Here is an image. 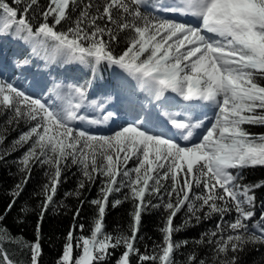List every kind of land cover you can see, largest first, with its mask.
Here are the masks:
<instances>
[{
	"label": "snow or ice",
	"instance_id": "1",
	"mask_svg": "<svg viewBox=\"0 0 264 264\" xmlns=\"http://www.w3.org/2000/svg\"><path fill=\"white\" fill-rule=\"evenodd\" d=\"M14 3L23 4V9L0 0V34L14 29L18 34H26L21 38L36 39L41 45L51 42L54 56L62 55L65 63L91 66L93 71L101 64L115 66L137 80L141 87L147 86L156 100L168 92L175 94L173 99L179 108L166 114L176 132L168 128L150 131L144 126V118L138 115L134 122L111 136L92 135L74 128L73 122L99 124L112 119L115 113L109 112L99 120L81 115L80 109L88 99L84 88L69 85L78 102L56 110L0 79V111L13 113L9 123L24 119L30 125L11 146L13 149L28 146L20 161L22 171L27 173L22 184L30 178L33 163L47 164L54 170L50 183L45 185L41 220L69 163L78 165L89 181L96 176L106 178L101 197L91 201L97 208V216L90 235L77 238L73 228L65 238L58 264H101L110 248L120 246L125 250L117 264H130L133 254L141 264L149 260L154 264L157 261L174 264L175 250L187 241H174L173 233L214 214L223 219L232 212L235 218L227 224L229 234L224 236L225 227L218 223L217 230L210 235L219 239L207 241L215 245L218 257L224 256L217 264H238L237 254L245 246L264 245V212L257 218L255 211V189H264V183H241L243 169L264 167V134L256 135L244 127L264 126V83H261L264 81V0H155L151 4L150 0H106L102 11L96 9L97 15L90 12L91 0H49L47 10L41 13L43 22L35 30L27 14L39 0H14ZM149 4L151 10L159 13L195 17L200 26L146 15L141 6ZM76 9L79 15L72 26L59 31L57 26L70 21ZM100 19L115 24L119 32L133 33L122 53H113L111 44L118 42L119 37L107 26L100 27L97 24ZM90 103L97 106L96 101ZM204 105L215 107L213 121L195 142L182 146L175 137L193 141L195 131L204 127L203 120L194 119L193 113ZM5 139L0 135V145ZM6 154L7 148L0 153V159ZM133 158L137 163L129 170L127 163ZM169 180L170 189H165L163 182ZM22 184L16 185L13 196H19ZM84 186L81 181L79 188ZM201 186L203 193H196L194 189ZM123 188L128 189L135 202L132 234L114 237L103 230V221L109 197ZM161 189H165L166 202ZM152 195L162 204L153 205L147 199ZM14 203L15 200L9 204L8 211ZM120 203L116 199L111 206ZM149 206H163L168 213L162 229L163 246L158 255L151 256L140 255L134 246L142 212ZM182 209L189 216L183 225L175 226L174 218ZM79 212L78 208L74 220ZM79 228L82 232L84 225ZM39 231L38 223L37 241L30 245L31 264H39ZM7 238L6 229L0 226V244ZM74 247L79 249L75 257ZM0 264H13L3 248H0ZM188 264H205V261L193 254L188 257Z\"/></svg>",
	"mask_w": 264,
	"mask_h": 264
},
{
	"label": "trees",
	"instance_id": "2",
	"mask_svg": "<svg viewBox=\"0 0 264 264\" xmlns=\"http://www.w3.org/2000/svg\"><path fill=\"white\" fill-rule=\"evenodd\" d=\"M12 7L23 9L24 5L14 4V0H6ZM106 0H91L93 8L90 10L91 14L97 15L96 9L102 11L103 5ZM49 0H39L37 6L28 12L27 18L33 30L43 22L41 13L47 10ZM141 11L146 15L154 16L148 10L141 8ZM79 15V9L72 11L71 20L62 22L57 26L59 31H66L68 27L72 26L74 21ZM114 16L117 14L114 11ZM117 19L119 17L117 16ZM52 18L49 17V23ZM100 27L107 26L108 28L116 31L119 37L118 42H113L111 48L114 54H120L130 43L133 33L131 31L119 32L116 30L115 24H109L106 19L97 20ZM15 35L19 38L25 36L22 33H16L15 30H10L7 34H1L0 40L2 42L5 52L8 53L7 41H14ZM107 39V37H105ZM18 41L19 48L23 50L20 55L19 62L28 68L33 67L39 58L38 54L43 51L46 54H53L51 42L47 45H33L28 39L21 38ZM28 61V63H24ZM69 63L64 62V57L61 55L54 62V67L57 71L68 69ZM2 71H0V76ZM264 83V81H261ZM13 113L11 111H0V135L6 137L3 145H0V153L7 148V154L3 159H0V226L6 229L8 237L0 244L7 253L9 259L13 264H31L30 245L37 241V225H40L39 243L41 246V254L39 256V264H58L62 254L66 237L70 231H73L75 237L80 235L89 236L93 227V219L97 216L96 206L91 204L94 199L101 197V189L106 182L104 176H96L93 180H87L78 165L69 163L66 169L62 172L61 182L57 185V191L53 197V202L49 205L47 212H45L41 220V210L45 200V185L50 183L53 169L47 164L33 163L31 166L30 178L26 184H22L26 172L22 171L23 165L21 159L25 154L27 145L24 147L13 149L11 146L15 144L16 139L22 132L29 128V122L21 119L18 122L9 123L12 119ZM34 123V122H32ZM249 132L256 135L264 134V126H244ZM134 159L127 163L129 170L136 166ZM235 171V170H233ZM121 179V177H118ZM182 179V177H181ZM83 181L85 186L83 189L79 188L80 182ZM165 189H170L171 181L163 182ZM242 184L254 185L264 183V167H249L242 170ZM22 184L23 190L19 196H13L16 191V185ZM165 189H161V194L164 195L165 202L167 196ZM196 193H203V187L195 188ZM79 193V195H77ZM128 196L125 199V196ZM256 206L255 211L257 218L264 212V189H255ZM119 199L121 203L112 207L111 202ZM147 199L153 205L162 204L161 200L156 196H148ZM174 199V197H173ZM15 203L8 211V206L12 201ZM81 201L83 203L81 204ZM109 206L106 209L104 217L103 230L112 236H131L133 212L135 211V202L128 193L127 188L121 189L119 192H113L109 197ZM80 209L79 216L74 220L73 217L77 209ZM168 213L164 207H151L142 212L141 224L137 232V239L134 246L138 249L140 255H158L161 251L164 241V232L162 229L166 225ZM189 214L186 209H182L177 213L174 218L173 224L181 226L188 218ZM235 218V213L227 214L223 219L218 215H213L210 219H204L200 222H193L181 231L173 233L174 241H187V244L174 252V264H188V257L195 255L198 260L205 261V264H217L218 259L223 260L224 256L217 255L214 244H209L208 240H217L219 237H211L210 233L216 231V225L219 223L225 227L224 236L229 234L227 224ZM84 225L81 232L79 226ZM14 238V240L12 239ZM203 241V242H201ZM75 245V241L73 242ZM124 247L120 246L115 249H109V255L101 264H117ZM74 257L79 255V249L74 247ZM231 255V253H229ZM238 264H264V245L262 244H249L245 249L238 254ZM130 264H141L136 254L130 256ZM143 264H154L153 261H144ZM159 264V262H155Z\"/></svg>",
	"mask_w": 264,
	"mask_h": 264
},
{
	"label": "rangeland",
	"instance_id": "3",
	"mask_svg": "<svg viewBox=\"0 0 264 264\" xmlns=\"http://www.w3.org/2000/svg\"><path fill=\"white\" fill-rule=\"evenodd\" d=\"M14 3V2H13ZM15 4V3H14ZM178 22V21H177ZM198 26H200V25H198ZM9 68L12 70L13 69V65H10L9 66ZM110 73H111V78H110V80L112 81V80H114V75L112 74V67H110ZM18 71V70H17ZM9 74V73H8ZM113 76V77H112ZM25 78H27V75L25 76V75H17V76H15V75H12V74H9V76H6L5 78H4V81L5 82H9V83H12L16 88H18L19 90H22L21 89V84L23 83V81H24V79ZM94 79H97V75H95L94 76ZM63 81H66L67 82V80L66 79H63ZM118 88V87H117ZM22 91H24V90H22ZM121 91H123V90H121ZM126 90H124V94H126V92H125ZM132 93H133V91H131ZM128 93V92H127ZM27 94V93H26ZM30 94V93H29ZM67 96H68V98L69 99H71V91L69 90V92L67 93ZM43 97H45L46 99L48 98V95H45V96H43ZM34 98H36V99H40V100H42L43 102H45V103H47L50 107H52V108H54V109H56V110H62V107L59 105H57V104H55L54 103V101L51 99L50 101H47V100H45V99H43L41 96H39V95H37V96H35ZM147 100L148 101H150L151 102V105H155L156 104V99H155V97H154V94L152 93V92H148V95H147ZM215 112L216 111H213V112H211L210 114H209V119L211 120V121H213V119H214V116H215ZM74 128H76V126H74V125H72ZM123 126H120L119 128H116L112 133H110L109 134V136H111V135H113L116 131H119L121 128H122ZM80 128V127H79ZM80 130H83L82 128L80 129ZM83 131H85V130H83ZM85 132H87V131H85ZM87 133H89V134H92V135H102V136H106L105 134H94V133H90V132H87ZM134 159V161L135 162H137L136 161V159L135 158H133Z\"/></svg>",
	"mask_w": 264,
	"mask_h": 264
},
{
	"label": "bare ground",
	"instance_id": "4",
	"mask_svg": "<svg viewBox=\"0 0 264 264\" xmlns=\"http://www.w3.org/2000/svg\"><path fill=\"white\" fill-rule=\"evenodd\" d=\"M124 74H127V73L124 72ZM65 88H66V87H65ZM66 93H67V90H66V92H65V89H64V92H63V93L57 95V97H59V100L63 101L64 103L66 102ZM166 95L172 96V97H168L167 100H170V101L173 100V97H174V94H173V93L168 92V93H165V96H166ZM112 97H115V95H113ZM170 103L173 104L174 101H172V102H170ZM175 105H176V104H173V106H175ZM67 106H68V105H67ZM159 107H160V106H159ZM171 107H172V106H171ZM82 113H83V115H84L87 119H93V118L90 117L88 114H86L85 109H84L83 107L80 109V114L82 115ZM74 123L77 124V125H83V126L88 127V128H92V127L94 126V124L87 123V121H83V122H82V121H75ZM203 124H204V121H203ZM201 130H202V128L197 129V130L195 131L193 137H196V136L201 132Z\"/></svg>",
	"mask_w": 264,
	"mask_h": 264
}]
</instances>
